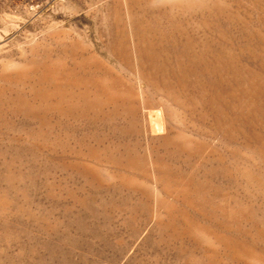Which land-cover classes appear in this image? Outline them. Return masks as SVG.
I'll return each mask as SVG.
<instances>
[{"label":"rangeland","instance_id":"rangeland-1","mask_svg":"<svg viewBox=\"0 0 264 264\" xmlns=\"http://www.w3.org/2000/svg\"><path fill=\"white\" fill-rule=\"evenodd\" d=\"M0 264H264V0H0Z\"/></svg>","mask_w":264,"mask_h":264},{"label":"bare ground","instance_id":"bare-ground-1","mask_svg":"<svg viewBox=\"0 0 264 264\" xmlns=\"http://www.w3.org/2000/svg\"><path fill=\"white\" fill-rule=\"evenodd\" d=\"M154 114H155V113H154ZM155 117H156V115H155ZM154 119H155V118H154ZM154 119H153V120H154ZM157 120H158V119H157ZM154 122H155V121H154ZM159 123H160V122H159ZM157 124H158V123H157ZM155 131H156V130H155Z\"/></svg>","mask_w":264,"mask_h":264}]
</instances>
